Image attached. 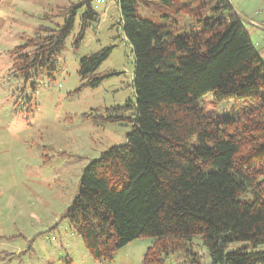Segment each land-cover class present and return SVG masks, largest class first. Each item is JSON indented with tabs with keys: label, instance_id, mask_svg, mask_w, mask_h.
<instances>
[{
	"label": "trees",
	"instance_id": "16d2710c",
	"mask_svg": "<svg viewBox=\"0 0 264 264\" xmlns=\"http://www.w3.org/2000/svg\"><path fill=\"white\" fill-rule=\"evenodd\" d=\"M93 1L71 4L60 11L61 25L25 38L10 52L11 73L26 81L42 70L53 75L79 14L75 47L100 20ZM156 1L193 27L178 34L138 16L137 0H117L134 54L135 101L95 120L130 121L133 130L83 170L64 217L100 262L152 238L143 264H165L192 254L200 236L214 264H264V62L228 0ZM111 52L81 60L84 88L114 75L97 73ZM231 99L243 103L237 116L215 110Z\"/></svg>",
	"mask_w": 264,
	"mask_h": 264
},
{
	"label": "rangeland",
	"instance_id": "374dc122",
	"mask_svg": "<svg viewBox=\"0 0 264 264\" xmlns=\"http://www.w3.org/2000/svg\"><path fill=\"white\" fill-rule=\"evenodd\" d=\"M81 1L0 0V264H143L155 243L140 238L121 248L113 261H96L64 217L79 192L83 170L105 151L125 144L133 130L130 121L95 120L97 114L106 117L108 109L135 101L134 54L117 0L93 1L100 20L90 24L75 47L79 14L53 75L42 70L26 81L11 73L10 52L41 26L61 25L60 11ZM230 2L245 17L243 26L264 62V0ZM136 12L177 28L178 34L193 27L187 16L156 0H137ZM252 21L263 26L255 28ZM108 47L111 55L97 73L114 75L97 88H84L81 60ZM242 104L231 99L214 108L237 116ZM126 116L134 118L132 112ZM190 249L192 254L175 253L165 264H214L200 236Z\"/></svg>",
	"mask_w": 264,
	"mask_h": 264
},
{
	"label": "water",
	"instance_id": "95a60500",
	"mask_svg": "<svg viewBox=\"0 0 264 264\" xmlns=\"http://www.w3.org/2000/svg\"><path fill=\"white\" fill-rule=\"evenodd\" d=\"M229 5L231 6V8H233V10L235 11V13L238 15V17L242 20V21H246L245 17L243 15H241L240 13L236 12L234 6L232 5V3L230 2V0H228ZM253 24V23H252Z\"/></svg>",
	"mask_w": 264,
	"mask_h": 264
},
{
	"label": "crops",
	"instance_id": "0c3cea01",
	"mask_svg": "<svg viewBox=\"0 0 264 264\" xmlns=\"http://www.w3.org/2000/svg\"><path fill=\"white\" fill-rule=\"evenodd\" d=\"M260 15V14H259ZM252 23H253V26L255 27V28H259L260 26H263L262 24H260L259 22H256V21H252Z\"/></svg>",
	"mask_w": 264,
	"mask_h": 264
}]
</instances>
